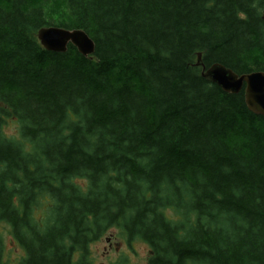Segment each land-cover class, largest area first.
Listing matches in <instances>:
<instances>
[{
    "label": "trees",
    "instance_id": "obj_1",
    "mask_svg": "<svg viewBox=\"0 0 264 264\" xmlns=\"http://www.w3.org/2000/svg\"><path fill=\"white\" fill-rule=\"evenodd\" d=\"M263 8L0 0V126L20 124L0 135V228L24 252L4 260L0 232V264H91L112 229L148 264H264V119L197 65L264 74ZM51 26L93 54L45 50Z\"/></svg>",
    "mask_w": 264,
    "mask_h": 264
},
{
    "label": "water",
    "instance_id": "obj_2",
    "mask_svg": "<svg viewBox=\"0 0 264 264\" xmlns=\"http://www.w3.org/2000/svg\"><path fill=\"white\" fill-rule=\"evenodd\" d=\"M262 18H264V8ZM36 38L41 47L49 52L63 53L68 45L73 46L83 56H90L94 52L92 40L84 31L78 29L67 30L52 26L41 28L37 31ZM197 58V65L202 66L201 75L205 79L217 85L226 94H238L243 89L246 108L264 119V74L262 72L237 76L220 65H213L205 71L200 55Z\"/></svg>",
    "mask_w": 264,
    "mask_h": 264
},
{
    "label": "rangeland",
    "instance_id": "obj_3",
    "mask_svg": "<svg viewBox=\"0 0 264 264\" xmlns=\"http://www.w3.org/2000/svg\"><path fill=\"white\" fill-rule=\"evenodd\" d=\"M42 216V212L40 217ZM4 242V260L10 263L20 257L18 247L14 241H11V236L8 235L5 229L0 228ZM111 233V234H110ZM90 247L91 264H117L121 261L124 264H148V256L150 249L142 241L135 239L129 245L125 237L119 236L117 230H110L102 236V238L92 244Z\"/></svg>",
    "mask_w": 264,
    "mask_h": 264
},
{
    "label": "clouds",
    "instance_id": "obj_4",
    "mask_svg": "<svg viewBox=\"0 0 264 264\" xmlns=\"http://www.w3.org/2000/svg\"><path fill=\"white\" fill-rule=\"evenodd\" d=\"M20 127V124L19 122L17 121H9L7 123V126L4 127V126H0V135L4 136L5 138H14L16 140H19V135H18V129ZM30 145H28L27 143H25V147H24V150L27 152L30 150ZM14 205H15V200L13 201ZM41 203H50V201H48V198L45 196L43 198V200L41 201ZM16 207H19L18 205H16ZM40 215H41V210L39 208H36L33 210L32 212V219L35 221V220H38L40 218ZM19 256L21 258L24 257V252L23 251H20L19 252Z\"/></svg>",
    "mask_w": 264,
    "mask_h": 264
}]
</instances>
